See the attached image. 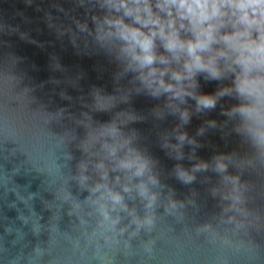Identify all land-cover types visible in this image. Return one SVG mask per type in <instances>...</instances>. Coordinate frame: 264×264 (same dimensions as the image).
<instances>
[{
	"label": "water",
	"instance_id": "water-1",
	"mask_svg": "<svg viewBox=\"0 0 264 264\" xmlns=\"http://www.w3.org/2000/svg\"><path fill=\"white\" fill-rule=\"evenodd\" d=\"M103 15L96 0H0V264H264V157L239 119L221 114L237 100L196 113L189 98L181 107L192 115L182 124L97 41L94 18ZM197 79L206 94L231 84ZM113 123L149 160L144 177L112 170L102 145L113 138L99 132ZM178 133L195 143L181 144ZM219 154L231 157L227 173L239 178L235 207L222 195L232 185L214 170ZM101 160L110 187L144 180L157 194L151 232L133 235L132 215L93 191ZM201 161L209 167L195 171ZM178 168L195 179L183 183ZM125 202L146 214L139 196L125 194ZM205 225L211 230L198 231Z\"/></svg>",
	"mask_w": 264,
	"mask_h": 264
},
{
	"label": "clouds",
	"instance_id": "clouds-1",
	"mask_svg": "<svg viewBox=\"0 0 264 264\" xmlns=\"http://www.w3.org/2000/svg\"><path fill=\"white\" fill-rule=\"evenodd\" d=\"M96 3L104 15L94 18L95 37L115 53L125 73L133 74L139 83L138 90L154 99L165 98V107L178 113L182 124H187L192 115L181 107L189 98L195 101L196 113L215 110L218 101L226 96L237 100L229 109H222L221 114L238 118L237 129L248 135L256 152L264 157V0H96ZM198 77L206 82L230 80L231 84L219 87L213 94L201 93ZM208 124L215 127L216 121ZM203 131L199 129L198 134ZM99 135L113 138V143L102 145L114 161L113 171L124 173L129 181L151 172L149 160L130 146L129 138H122L115 123L106 125ZM178 139L181 144L186 139L195 143L186 133H178ZM121 149L125 151L119 156ZM227 159L231 157L217 155L214 170L223 174L225 185H232L222 195L233 201L229 207H235L241 200L239 178L227 173ZM208 167L207 162L201 161L194 170ZM97 168L103 170L102 182L93 191L103 189L100 195L110 200L112 207L132 215V223L136 225L133 235L140 229L151 232L156 223L153 209L157 194L150 191L144 180L134 186L124 183L120 190H115L109 186V169L103 160ZM177 176L185 184L195 179L183 168L177 169ZM120 179L117 176L115 182ZM148 180L152 184L157 182L151 174ZM125 194H135L146 202L143 217L128 208ZM176 206L172 201L171 208ZM100 211L105 219H110L104 203L100 204ZM118 220L119 217L111 219V225ZM201 230L210 231L211 226L198 229ZM152 243L145 245L149 253Z\"/></svg>",
	"mask_w": 264,
	"mask_h": 264
}]
</instances>
